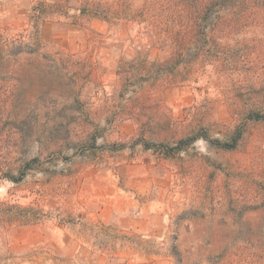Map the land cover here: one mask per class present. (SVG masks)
Returning a JSON list of instances; mask_svg holds the SVG:
<instances>
[{
	"label": "rangeland",
	"instance_id": "1",
	"mask_svg": "<svg viewBox=\"0 0 264 264\" xmlns=\"http://www.w3.org/2000/svg\"><path fill=\"white\" fill-rule=\"evenodd\" d=\"M118 1L0 0L1 29L33 51L13 66L27 93L8 99L13 124L6 130L15 136L0 142L11 151H0V170L5 157L18 166L26 164L19 162L22 153L40 160L22 183L4 182L0 200L51 216L36 225L0 228V256L12 254L16 264H109L151 254L177 264V253L184 264H264V254L251 258L253 248L242 245L248 240L264 249L247 230L264 229V204L255 207L264 199V125H252L233 153L201 140L170 162L134 146L136 123L114 122L121 105L119 66L140 54L159 60L168 53L135 26L121 30L81 13L86 3ZM242 40L258 47L241 52L232 66L207 65L193 82L155 97L174 121L198 109L210 118L214 137L225 139L240 123L241 106L264 102V30L248 31ZM147 164L156 199L171 208L158 240L120 231L94 215L116 186L125 187L124 173L147 171Z\"/></svg>",
	"mask_w": 264,
	"mask_h": 264
},
{
	"label": "trees",
	"instance_id": "2",
	"mask_svg": "<svg viewBox=\"0 0 264 264\" xmlns=\"http://www.w3.org/2000/svg\"><path fill=\"white\" fill-rule=\"evenodd\" d=\"M81 13L90 14L121 30L135 26L143 30V34L154 37L153 45L157 44L168 53L159 60L140 54L119 66L121 105L114 122L136 123L138 134L132 141L134 146L141 145L145 151H153L162 160L170 162L187 154L201 140L214 149L233 153L248 138L252 125H264V102L250 101L238 110L240 123L229 131L227 138H215L207 115L197 109L194 116L190 113L185 120L177 122L164 110V100L155 98L164 95L171 87L193 82L198 71L207 65L232 66L241 59V52L256 49L258 43L247 45L242 39L248 31L264 30V0H145L140 5L133 0H120L114 5L86 3ZM30 46L22 39L10 37L0 27V142L5 137L10 141L15 136L12 129L6 130L13 124L8 99L22 97L27 92L21 75L13 66L23 53L33 52ZM233 68L239 70L235 65ZM250 91L254 95L257 90L252 88ZM5 148L8 149L4 146L0 151L6 152ZM26 158L22 153L19 162L23 160L26 164L19 166L4 158L0 189L6 181L22 183L29 171L35 170L39 157ZM263 204L264 199L255 206L256 209L262 208ZM50 219L43 209L0 200V228L36 225ZM60 220L67 222L66 219ZM247 230L264 247V229L251 227ZM243 244L253 248L254 254L249 257L262 259L258 253L264 254V249L256 250L248 240ZM175 256L177 264H184L181 255L175 253ZM15 262L12 254L0 256V264ZM257 262L260 260L251 264Z\"/></svg>",
	"mask_w": 264,
	"mask_h": 264
},
{
	"label": "crops",
	"instance_id": "3",
	"mask_svg": "<svg viewBox=\"0 0 264 264\" xmlns=\"http://www.w3.org/2000/svg\"><path fill=\"white\" fill-rule=\"evenodd\" d=\"M132 167V166H131ZM125 174V187L116 186L113 195L94 213L99 222L123 232H129L147 239L158 240L166 233V219L171 214L163 199L154 195L155 174L149 171ZM155 196V197H154ZM48 234V243H53ZM145 260L123 257L109 264H170L168 260L142 256Z\"/></svg>",
	"mask_w": 264,
	"mask_h": 264
}]
</instances>
